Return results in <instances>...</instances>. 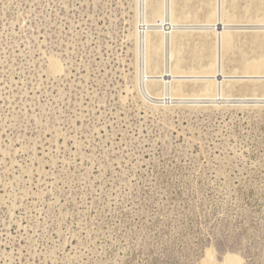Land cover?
Returning a JSON list of instances; mask_svg holds the SVG:
<instances>
[{
	"label": "rangeland",
	"instance_id": "rangeland-1",
	"mask_svg": "<svg viewBox=\"0 0 264 264\" xmlns=\"http://www.w3.org/2000/svg\"><path fill=\"white\" fill-rule=\"evenodd\" d=\"M205 1L181 0V25L207 22ZM142 4L0 0V264H264V104L235 102L264 81L234 77L264 55V0L224 2L218 100L200 89L217 38L192 28L182 95H158L175 56L147 68Z\"/></svg>",
	"mask_w": 264,
	"mask_h": 264
},
{
	"label": "bare ground",
	"instance_id": "bare-ground-1",
	"mask_svg": "<svg viewBox=\"0 0 264 264\" xmlns=\"http://www.w3.org/2000/svg\"><path fill=\"white\" fill-rule=\"evenodd\" d=\"M164 1H165L164 10H163V13L161 14L160 13L162 12L161 0H141V2L143 3L142 4L143 12H145L144 26L142 29H140V32H138L137 42L141 43V47L144 48V55H145L147 68H149L150 65H153L154 67L157 68L160 63L159 61H160L161 51L167 48V46L171 47L170 49H167V50L171 51L172 56H175V60H174L175 62L173 63V67L170 73L163 74L160 76V78L164 79V90L162 93L158 95L164 98L175 99L182 95L184 88H185V84L180 80L176 81L177 83L175 84V86L172 83V80H174L175 78L181 77L180 75L181 67L180 66L184 62L182 58V55L184 53L182 50L184 49L180 46V40H178L181 34H178V33H182L184 29L186 28H192V31H195V32L196 30L193 29L194 26L192 27V25L191 26L181 25L180 20H178V18L175 15L174 4L176 0H164ZM218 13H219V10H218ZM152 15L153 17L160 18V21H162L161 25L159 24L158 21L155 24L150 22L151 21L150 16ZM221 22L218 17L217 18L215 17L212 21H209V23L207 24V28L209 27L208 29L213 31L215 35H217V47H216L217 51L215 53V46L212 45L210 47L211 57L208 61L207 67L205 68V71L203 70L204 71L203 73L205 74L203 78L206 79V84L200 87V89L203 92L202 94L206 95L207 97L212 98L213 100L223 99L226 96L223 81L228 76L225 75L224 63H223L224 55H225L224 47H228L227 45L232 42L230 41V34H229L232 27L230 29L226 27L227 23L225 24ZM231 24L232 23H228V26L230 27ZM255 27H257L260 32L264 33V22L259 23ZM171 29L173 31H169V32L167 31ZM229 47L231 46L229 45ZM184 48H186V46H184ZM192 51H194V56L196 58L203 59V57H205L206 51L203 48L200 51H196V50H192ZM53 68L56 70H59L58 63L53 62ZM246 68L252 70L251 71L252 75L250 76V78H254L255 81H264V57H261L260 60L258 61L255 60L252 64H250ZM188 77L196 78L195 76H188ZM235 77H237L238 79L240 78L244 79L247 76L240 75V76H235ZM235 102H238L241 105H248L250 103H254L255 105H258L261 103L264 104V93L262 95H257L254 97L236 98ZM235 257L233 256L226 257L227 264H241L239 259Z\"/></svg>",
	"mask_w": 264,
	"mask_h": 264
},
{
	"label": "crops",
	"instance_id": "crops-1",
	"mask_svg": "<svg viewBox=\"0 0 264 264\" xmlns=\"http://www.w3.org/2000/svg\"><path fill=\"white\" fill-rule=\"evenodd\" d=\"M184 2H185V0H184ZM224 2H225V0H206L205 1V4L213 11L209 16H208V18H207V22H205V23H201V24H194V25H192V27L194 26V28L193 29H195L196 31H198V33H208L209 31H211V30H209L208 28H207V24L209 23V21H212L215 17L217 18H219V20H220V22L221 23H227L226 24V27H228V28H230L231 29V27H233L234 25L233 24H231L230 25V27L228 26V22L225 20V17L226 16H228V12H227V10H226V8H225V4H224ZM222 3V4H221ZM212 4V5H211ZM182 5V3H181V0H176V2H175V4H174V7H175V15H176V17L178 18V20H180V22H181V20H182V18H187L188 16H189V14H190V12L189 11H186V12H184L185 10H186V5H184V6H181ZM224 5V6H223ZM218 10H219V13H218ZM222 12V13H221ZM184 15H183V14ZM221 13V14H220ZM219 15V16H218ZM222 16V17H221ZM224 20V21H223ZM257 20V19H256ZM256 20H254L253 22L254 23H252V24H250L249 25V28L251 29V31H252V33H254L253 35H252V42L253 43H255V44H258V45H260L261 43H263V39H264V33H262V32H260L259 31V29L257 28V27H255L256 25H258L259 23H263L264 22V17L263 18H259L257 21ZM233 25V26H232ZM188 26V25H187ZM191 26V25H190ZM196 27V28H195ZM198 27V28H197ZM204 27H206V28H204ZM229 29V30H230ZM204 31V32H203ZM211 32H213V31H211ZM257 32V33H256ZM214 33V32H213ZM229 34H230V41H232L231 43H229L227 46L229 47V45L231 46V47H233V44H234V41H235V39H236V35L233 33V31L232 30H230V32H229ZM214 35H215V33H214ZM216 36V38H217V35H215ZM232 44V45H231ZM213 46H215V53H216V51H217V49H216V47H217V40L214 42V45ZM224 47L225 48V51H228V49L230 48L231 49V47ZM229 49V50H230ZM261 57H264V55H262V56H259V57H255V58H252V59H248V60H246L245 62H244V64H243V74L242 75H244V76H247V77H245V78H250V76L252 75V70H250V69H247L246 67H248L250 64H252L255 60H260V58ZM223 63H224V60H223ZM240 76V75H239ZM235 77V76H234ZM237 78V77H236ZM241 79V78H240Z\"/></svg>",
	"mask_w": 264,
	"mask_h": 264
}]
</instances>
